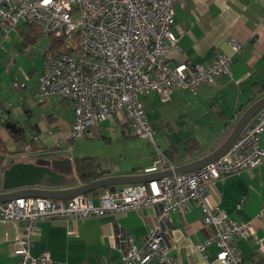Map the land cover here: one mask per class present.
<instances>
[{"label":"crops","instance_id":"crops-1","mask_svg":"<svg viewBox=\"0 0 264 264\" xmlns=\"http://www.w3.org/2000/svg\"><path fill=\"white\" fill-rule=\"evenodd\" d=\"M183 2L184 6L176 10L174 26L180 51L170 53V64L205 65L220 54L233 56L234 62L231 75L222 76L215 84H205L196 94L175 92L169 100L157 94L141 98L155 139L173 157L176 168L220 148L242 114L264 97V0ZM36 29L19 24L4 32L0 26V120L24 129L19 131L24 140L16 141L7 124L0 121V137L9 149L0 165V192L4 171L12 165L50 159L40 156L29 144L32 140L39 141L42 148L57 150V159L71 158L74 163L71 141L66 143L74 118L71 104L56 97L41 101L36 96L44 55L52 46L39 47L41 34ZM231 39L242 44L237 54L230 47ZM15 83L20 86L15 87ZM124 129L116 121L93 128L92 138L103 139L111 147L109 153L95 156L109 176L144 175L145 168L156 160L154 147L144 139L125 136ZM194 144L196 148L187 149ZM261 145L264 146V133ZM24 151L28 152L26 157L15 156ZM93 199L99 204V194ZM208 201L236 221L252 222L255 236L240 238L238 248L245 261L264 264V165L217 181ZM159 210L160 206L149 205L86 220L43 221L34 235L32 254L50 252L53 264H126L118 231L131 235L137 246H143ZM203 217L202 208L195 202L189 203L186 214L175 216L171 257L185 264H221L217 242L202 253L195 249L197 243L217 234L214 226H205ZM22 227L23 224L0 220V264H19L15 250Z\"/></svg>","mask_w":264,"mask_h":264},{"label":"built area","instance_id":"built-area-1","mask_svg":"<svg viewBox=\"0 0 264 264\" xmlns=\"http://www.w3.org/2000/svg\"><path fill=\"white\" fill-rule=\"evenodd\" d=\"M183 6V0H0L4 32L19 24L35 26L50 35L59 48L51 46L45 52L36 96L41 101L56 97L71 104L74 118L66 143L92 136L93 128L116 121L123 124L125 136L153 145L156 160L144 174L173 172L147 183L121 186L115 192L108 188L100 193L99 204L88 195L67 201L18 198L0 203V220L23 224L15 250L19 264H53L50 252L32 254L34 235L43 221L86 220L149 205L160 206V210L143 246H137L131 235L124 236L120 230L117 233L123 260L126 264H149L153 260L185 264L170 256V240L175 216L186 214L192 202L202 208L205 226L217 230L215 236L197 243L196 251L205 252L217 242L221 264H254L245 261L238 248L240 238L255 236L252 222L232 219L221 207L211 205L208 197L217 181L264 165V109L222 157L177 175L175 163L155 139L141 100L152 94L163 100H169L175 92L196 94L205 84H215L222 76L232 74L233 56L225 54L205 65L170 64V53L180 51L174 26L176 10ZM229 44L233 54L242 49L236 40L231 39ZM27 154L24 151L15 156Z\"/></svg>","mask_w":264,"mask_h":264},{"label":"water","instance_id":"water-1","mask_svg":"<svg viewBox=\"0 0 264 264\" xmlns=\"http://www.w3.org/2000/svg\"><path fill=\"white\" fill-rule=\"evenodd\" d=\"M263 109L264 97L253 103L242 114L220 148L205 158L176 168L174 173L177 175L189 173L218 160L229 151L245 127ZM6 128L12 134H17L21 130L17 124L13 123L7 124ZM73 170L71 158L39 159L33 163L18 162L4 171L0 203L10 202L18 198H46L67 201L106 188L115 192L118 187L124 185L147 183L173 174V172H160L132 176H108L86 184L75 185L76 176L70 175Z\"/></svg>","mask_w":264,"mask_h":264},{"label":"trees","instance_id":"trees-1","mask_svg":"<svg viewBox=\"0 0 264 264\" xmlns=\"http://www.w3.org/2000/svg\"><path fill=\"white\" fill-rule=\"evenodd\" d=\"M29 26H31V25H29ZM31 27H33L35 29L37 28L35 26H31ZM36 30H38V29H36ZM39 33L42 34L41 31H39ZM39 35L37 36V38L39 37ZM53 47L55 49L58 47L55 44L54 39L52 42V48ZM57 49H59V48H57ZM0 121H1L2 125L8 124V122L5 120H0ZM21 130H24V129H21ZM11 135L16 141H19V140L23 141L24 140V138H22V132H19L17 134L11 133ZM29 144L34 145L33 147L36 149V151L39 149L48 150V148H42V146L39 144V141L32 140L29 142ZM196 144L188 147L187 149L190 150V149L196 148ZM48 151H50V149ZM8 152H9V149H8L7 144L0 137V165L3 163L5 153H8ZM165 154L167 155V157L171 161H173L175 163V160L173 159V157L168 152H165ZM40 156L44 157V158L57 159V157L59 156V152L49 153V154L48 153L47 154H40ZM73 166H74V170H73L72 174H70V175L76 176L75 185L86 184V183L98 180L100 178H103V177H108L110 175V173L108 171H104L102 169L101 161L98 157L75 158ZM106 189H108V188H106ZM106 189L96 191L92 194H89L88 196L93 197L96 194L100 195V193H102Z\"/></svg>","mask_w":264,"mask_h":264},{"label":"rangeland","instance_id":"rangeland-1","mask_svg":"<svg viewBox=\"0 0 264 264\" xmlns=\"http://www.w3.org/2000/svg\"><path fill=\"white\" fill-rule=\"evenodd\" d=\"M52 37L50 35L41 34L39 38V47L46 48L52 43ZM125 120L122 122L124 123ZM49 137L50 136H44ZM93 136L81 137L77 141H71L72 152L70 156L75 158L84 157H96L95 155H103L104 153H109L111 147L103 139L92 138ZM70 146V143H69ZM99 158V157H98ZM28 160V159H27Z\"/></svg>","mask_w":264,"mask_h":264}]
</instances>
